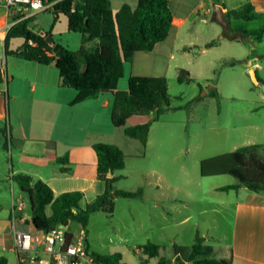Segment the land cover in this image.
I'll list each match as a JSON object with an SVG mask.
<instances>
[{"label": "crops", "instance_id": "1", "mask_svg": "<svg viewBox=\"0 0 264 264\" xmlns=\"http://www.w3.org/2000/svg\"><path fill=\"white\" fill-rule=\"evenodd\" d=\"M167 2L172 20L166 38L155 44L150 51L133 54L131 62L124 64L123 75L117 82V90H127V81L130 77H162L167 82L169 77L177 80L179 71L184 70L189 73L191 80L195 79L197 76L191 72L189 66L196 62V58L208 52L209 55L217 53V49L225 42L240 43L243 48L238 58L242 61L243 68H253L258 78L264 81V38L260 42L247 36H243L240 40H227L221 37L222 30L219 28L215 31L217 32L215 38L205 39L203 46L199 48V53L195 54L192 48L196 44L192 42L195 41L194 38L199 30L198 25L200 23L208 25L210 17L215 21L214 1L167 0ZM217 2V5L222 7L224 19L229 25L231 18L226 17L227 12L240 10L246 0H239L235 6L229 5L226 0H217ZM248 2L253 10L261 13L262 16L251 21L241 19L247 25L255 27L243 26L232 29H255L264 24V0H248ZM109 3L112 13L115 14L123 4H127L133 10L137 0H109ZM2 14L1 11L0 31L5 20ZM59 16L63 15H57L56 20ZM210 28L213 29L212 26ZM0 36V45L4 52L5 34L1 33ZM215 39L217 40L214 45L207 46ZM21 41L23 42L22 39ZM62 46L67 48L66 45ZM16 59L24 63L19 70L8 69L7 60L3 57L0 64V94H3L5 101L9 100L12 103V106L9 103L8 118L5 119V136L3 129L0 135V257L6 259V264H43L41 260L46 259L45 254L42 253L38 255V261H32L28 257L20 258L13 247L12 223L24 232L37 231L31 223H28L30 216L28 199L12 181V176L20 173L31 176L34 180H40L51 189L54 197L61 193L77 191L82 194L83 203L90 202L104 190V183L96 179V156L92 149V145L96 143L115 145L124 154L125 167L117 172L123 178L114 183L116 190L135 191L125 187V182L137 179L141 172L137 173V169L130 167L129 158L148 160L150 165L148 172L156 175L157 178L154 182L146 183V186L154 192L150 201L145 198L147 190L145 187L142 189V196L138 199L115 200L110 218V231L105 227L90 231V221L85 231L78 223L66 224L65 229L69 233L74 236L78 234L84 236L88 253L100 255L120 253L121 262L126 264H157V259L143 255L138 249L139 246L146 242L160 247L177 246L176 236L182 231L181 226H186L188 228L185 235L190 239L186 247L192 246L195 236L199 235L204 237L207 243L210 242L211 248L220 246L223 257L230 264H264V193H254L245 187L220 190L222 187L237 183L233 177H226L228 175L209 177V180L206 178L211 183L209 191L205 196H200L196 219L193 223H189L190 216L180 217L182 202L180 177L174 176L171 181H167L160 174V169L167 164L176 170V163L174 153L169 152L166 155V148L159 141L160 138L151 137L159 120L151 124L147 142L142 145L139 141L125 136L123 128L111 124L110 113L113 102L111 94H100L95 99L70 105L76 92L60 86L58 71L55 67V72L52 70L53 64L39 65L17 57ZM3 61H5L4 65ZM213 64L210 62L207 66L213 67ZM27 91L34 96H28ZM215 91L219 96V89ZM202 95L191 101L190 109L202 104L204 98ZM171 111L176 110H165V112ZM31 112L34 118L40 119L39 123L31 121ZM149 121L148 116L136 113L126 119L125 126ZM243 128L248 131L240 137L243 141L233 143L229 153L240 147L258 145L260 147L254 152L264 159V126L246 125ZM5 156L14 159V164L10 163L7 168L4 163ZM65 156L67 160L64 159L61 164L55 163L56 159H63ZM60 168H66L67 171L63 172ZM180 168L181 165H178V171ZM13 183L16 186H13ZM139 186L137 185V188H140ZM19 202L25 205L22 211L15 208ZM120 208H124V211H120ZM150 208L158 211L148 210ZM207 208L225 222L226 229L225 232L221 231V236L217 223L220 220L214 222L212 220L214 217L207 218L205 215ZM45 213L50 215L49 206L45 208ZM212 223H216L218 228L211 225ZM214 229L217 232L212 235L209 231ZM37 235L40 236V233L38 232ZM215 235L219 236L217 240ZM211 236H215V241ZM80 264L93 263L83 260ZM172 264H186V262L178 252Z\"/></svg>", "mask_w": 264, "mask_h": 264}, {"label": "trees", "instance_id": "2", "mask_svg": "<svg viewBox=\"0 0 264 264\" xmlns=\"http://www.w3.org/2000/svg\"><path fill=\"white\" fill-rule=\"evenodd\" d=\"M50 1V0H47ZM54 22L57 15L67 20V30L80 35L77 50L71 51L58 44L54 52V44L45 40L51 30L43 31L44 35L35 32L28 25L33 17L11 26L3 39L4 54L13 55L24 61H32L39 65L53 64L58 71L60 86L76 92L70 105L84 100L95 99L100 94L112 95L110 121L114 127L123 128L125 136L147 142L149 128L165 110L180 109L172 107L173 98L167 92V82L162 77H130L127 90H117V82L123 75L124 64L131 62L136 52L150 51L155 44L162 42L169 31L172 14L167 0H137L136 7L131 10L123 4L113 14L109 0H60L53 5ZM262 14L255 12L246 0L240 10L229 11L226 17L255 20ZM221 36L227 40H240L243 36L254 38L260 42L264 38V24L255 29H230L225 27ZM22 39V44L15 52L8 50L11 39ZM211 41L207 46H212ZM257 79L261 81L256 75ZM178 82H191L189 73L179 71ZM211 97L217 98L215 89L209 91ZM157 109V116L149 122L134 126H125L128 117L138 112H151ZM5 136V129H3ZM260 146L252 145L236 149L231 153L206 158L199 163V174L203 178L228 175L237 183L225 186L220 190H234L245 187L254 193H264V159L254 152ZM96 156V179L104 183V190L90 202H82L80 192H65L54 197L51 189L41 182L25 174H15L12 181L27 197L30 208L29 222L37 231H48L56 225L66 226L68 222L78 223L85 231L89 218L100 212L111 218L117 198L138 199L142 189L122 191L114 188V183L123 176L117 174L125 167L124 154L115 145L96 143L92 145ZM66 156L55 160L61 164ZM67 160V159H66ZM67 171L66 168H60ZM50 207V215L45 208ZM202 238L195 237L190 247L181 251L176 245L160 247L151 242L139 246V251L148 258H156L157 264H172L179 252L185 262L190 264H230L223 257L220 246L211 250V258L194 260L200 255ZM84 249L93 264H126L121 262V254L100 255L88 253L84 240ZM0 264L6 259L0 257Z\"/></svg>", "mask_w": 264, "mask_h": 264}, {"label": "rangeland", "instance_id": "3", "mask_svg": "<svg viewBox=\"0 0 264 264\" xmlns=\"http://www.w3.org/2000/svg\"><path fill=\"white\" fill-rule=\"evenodd\" d=\"M58 1L60 0L47 1L48 7L33 17V23L35 26L41 27L44 31L51 30V36L55 43L66 45L69 50L75 51L80 44V35L67 31L65 17L59 16L55 22L53 21V5ZM213 1L215 6H218L217 0ZM226 2L229 5L235 6L239 0H226ZM230 18V24L227 25L228 23L226 22V26L216 22V20L212 21L211 17L209 18L208 25L200 23L198 25L199 30L194 38L195 41L192 42L196 44L192 48L193 53H199V48L203 46L202 43L205 39L209 37L215 38L217 34L215 32L216 29L219 30L220 28L223 31L225 27L230 29L243 26L255 27L247 25L241 19ZM210 26L213 27L212 30ZM21 42L19 38L11 40L8 50L15 52ZM241 48L243 47L240 43L225 42L217 49V53L209 55L208 52L200 58H196V62L192 66H189L191 72L197 76L191 82H178L174 77L167 78L168 94L173 98L172 105L180 109L161 113L158 117L159 123L154 128V131H152L151 137L160 138L159 141L166 148V155L169 152L174 153L176 170L170 168L167 164L160 169V174L167 181H171L174 176L176 178L180 177L182 188L180 217L190 216L189 223L195 221V215L199 211L198 203L200 196H205L211 184L208 181L209 177L207 180L199 174L200 161L209 157L229 153L233 143H241L243 141L240 137L248 132L243 128L244 126H264V98H262L264 93L250 80L248 74L249 69L243 68L244 65L238 58L241 55ZM0 56L4 60H7L8 69L19 70L24 66V63L18 61L13 55L4 57L5 54L1 45ZM210 62L214 63L213 67L207 66ZM4 63L5 61H3V65ZM52 70L55 72L54 66H52ZM212 88L215 90L219 89V96L217 98L210 96L209 91ZM203 91H206V93L203 94ZM27 93L28 96H34L29 91ZM201 95L204 97L202 104L190 109L189 105L191 101L201 97ZM9 103L12 106L11 101H5L1 93L0 135L2 129L5 128V119L7 120L8 118ZM31 103L34 104L33 101ZM30 119L36 123L40 122L38 117H33V112H31ZM210 126L212 127L210 128ZM148 162V160L142 161L140 158H129L128 163L130 167L137 169V173L139 171L141 175L137 179H130L125 182V187L132 190H136L137 185H140L139 187L141 189L145 187L147 189L145 198L150 201L154 192L146 186V183L156 181L157 177L156 175H152L151 172H148L150 167ZM4 163L7 168V165L9 167L10 163L14 164V159L5 156ZM178 165H181L180 171H178ZM7 174L8 171L6 169L5 175L7 176ZM226 177L232 178L231 176ZM13 186L16 185L14 184ZM207 209V214H205L207 218L214 217L212 219L214 222L217 219L220 220L217 221L220 228H218L216 223H212L211 225H214V227L217 226L219 236H221V231L225 232L226 229L224 226L225 222L223 219L217 218V215L212 213L210 208ZM148 210L158 211V209L152 208ZM120 211H124V208H120ZM89 221L90 231H94L100 227H105L108 231L111 230L110 218H107L100 212L93 213ZM181 228L182 231H179L176 236V243L182 251L190 243V239L185 235L188 227L181 226ZM209 232L214 235L217 230L214 229ZM215 236H217V240L219 236ZM215 236H211L213 240ZM199 237L202 238L200 246L201 254L197 255L194 260L211 258L212 248L209 246L210 242L207 243L204 237Z\"/></svg>", "mask_w": 264, "mask_h": 264}, {"label": "built area", "instance_id": "4", "mask_svg": "<svg viewBox=\"0 0 264 264\" xmlns=\"http://www.w3.org/2000/svg\"><path fill=\"white\" fill-rule=\"evenodd\" d=\"M47 7V0H0V10L5 19L0 34H5L11 26L34 17ZM15 208L22 211L25 205L19 202ZM11 227L13 247L20 258L28 257L32 261H38L37 257L42 253L46 256V259L41 260L43 264H80L83 260L91 261L84 249V236L72 235L63 225H56L51 230L35 233L21 231L15 227L14 223ZM38 232L40 236L37 235Z\"/></svg>", "mask_w": 264, "mask_h": 264}, {"label": "water", "instance_id": "5", "mask_svg": "<svg viewBox=\"0 0 264 264\" xmlns=\"http://www.w3.org/2000/svg\"><path fill=\"white\" fill-rule=\"evenodd\" d=\"M213 13H214V18H215L216 22L226 26L227 23H226L224 16H223L222 7L221 6H213ZM28 26L30 28H33V30L35 32H39L40 35H44V32L39 31V28L37 26H35L33 22H30ZM45 40L48 44H54V47H53L54 52L58 49V44L53 41L51 34H47L45 36ZM248 74H249V77H250V80L252 81V83L255 84L256 86H258L261 89L262 93H264V83H261L257 79L255 71L253 68H250L248 70ZM209 88H211V87H209ZM205 93H206V91H203V94H205ZM137 114L148 116L150 118V120H153L157 116V109H154L151 112H147V111L138 112ZM35 231H37V230L35 229ZM186 264H190V263L187 262Z\"/></svg>", "mask_w": 264, "mask_h": 264}]
</instances>
